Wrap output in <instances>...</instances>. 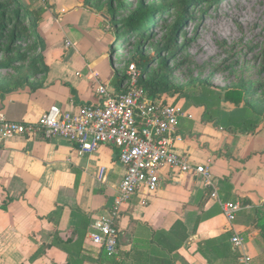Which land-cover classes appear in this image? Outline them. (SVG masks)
Here are the masks:
<instances>
[{
	"label": "crops",
	"instance_id": "crops-1",
	"mask_svg": "<svg viewBox=\"0 0 264 264\" xmlns=\"http://www.w3.org/2000/svg\"><path fill=\"white\" fill-rule=\"evenodd\" d=\"M41 1L34 33L47 69L34 87L9 88L0 80V113L10 122L35 123L51 106L77 115L96 100L94 80L112 93L121 90L109 51L115 38L107 39L102 11L85 0ZM181 108L177 150L209 167L211 185L193 174L163 172L155 193L139 194L115 219L114 257L90 233L124 175L116 148L80 155L59 137L0 144V264H239L241 255L264 264V240L255 228L264 218V122L250 132L228 129L201 107ZM227 202L241 207L232 223L222 213ZM233 234L243 240L239 251L230 243Z\"/></svg>",
	"mask_w": 264,
	"mask_h": 264
},
{
	"label": "rangeland",
	"instance_id": "rangeland-1",
	"mask_svg": "<svg viewBox=\"0 0 264 264\" xmlns=\"http://www.w3.org/2000/svg\"><path fill=\"white\" fill-rule=\"evenodd\" d=\"M11 1L0 0V3ZM17 1L29 12H36L42 4L41 0ZM92 1L94 8L105 1L103 5L101 3V11L109 20L107 39L110 36L115 38L109 48L112 55L110 58L119 72H125L126 65L134 54L131 46L134 42L125 46L117 44L115 19L119 21L134 12L140 2L158 7L172 3L156 15V25L151 30L152 37L146 43L145 54L154 57V46L166 44L181 9L177 0H114V11L108 0ZM198 1L200 2H191L186 11L188 20L177 31L178 50L170 57L167 65L169 80L174 89L164 96L170 103L180 107L191 104L203 108L204 113L213 117L214 123L222 127L232 129L234 124L247 126L252 122L255 129L256 124L264 122V101L260 102L262 96L251 95L256 88L255 83L264 78L261 61L264 47V0ZM8 5L3 10L11 14L14 6ZM19 44L25 51L26 60L20 63L15 61L11 65L7 64L6 59L16 56L7 53L5 47H0V80L9 88H15L25 81L34 87L41 78L40 73L37 76L35 73L43 69L42 65L34 62L39 52H27L30 42ZM166 56L165 53L161 57ZM157 66L154 58L148 68L153 70ZM238 85H243L250 93L245 97L247 102L234 104L226 93Z\"/></svg>",
	"mask_w": 264,
	"mask_h": 264
},
{
	"label": "built area",
	"instance_id": "built-area-1",
	"mask_svg": "<svg viewBox=\"0 0 264 264\" xmlns=\"http://www.w3.org/2000/svg\"><path fill=\"white\" fill-rule=\"evenodd\" d=\"M140 75L136 65L130 64L117 93L94 80L95 102L81 107L74 116L51 106L35 123H15L0 113V144L16 137H59L75 145L80 155H91L102 145L118 150V160L124 167L123 178L115 189L109 212L91 224L90 233L92 243L108 257L116 256L119 251L115 219L139 194L155 193L163 172L179 176L193 174L211 185L209 167L193 165L187 155L177 150V144L182 141L178 126L184 116L183 109L162 96L152 97L138 84ZM147 201L145 198L140 202ZM240 209L237 202L222 205V213L230 223L235 221ZM230 243L235 251L244 244L238 234L231 236ZM238 262L252 264L245 255Z\"/></svg>",
	"mask_w": 264,
	"mask_h": 264
},
{
	"label": "trees",
	"instance_id": "trees-1",
	"mask_svg": "<svg viewBox=\"0 0 264 264\" xmlns=\"http://www.w3.org/2000/svg\"><path fill=\"white\" fill-rule=\"evenodd\" d=\"M85 1L87 5H92L93 3L92 0ZM202 1L215 2L218 0ZM104 2L105 1L101 2L102 5L104 4ZM177 2L181 6V9L178 11L179 13L177 15L178 20L172 31L169 33V39L167 40L166 44L162 43L161 45L154 46V57H150L149 55L145 54V47L147 45L146 43L150 42V39L152 37L151 30L156 25V15L166 10L172 3H167L165 6L158 7L156 5H145L143 2H140L138 8L134 12H131L130 14L124 16L121 20L117 21L114 18L116 21L117 29V44L125 46L130 45L131 41L134 42V44L131 45L133 47L134 54L131 60L127 63L126 69L130 64L136 65L141 73L138 84L144 87L152 97L162 96L166 99L164 94L173 92L174 86L169 80V72L167 70L168 60L170 59V57H173L178 50V47L176 45V35L180 26L183 25L186 20H188V16L186 13L188 7L191 5V2L198 3L200 1L177 0ZM101 3L100 6L98 5L95 8L98 9L99 12L102 7ZM7 4H12V6H14L11 10V14L3 10V8H5ZM108 4L114 11V0H108ZM39 13L40 12L26 11L17 0H12L11 3H0V47H5V51L7 53H11L16 56L15 58L6 59V62L8 65H11L15 61L19 63L25 62V51L19 43L21 42L23 44H27V42H30L29 51L27 52L34 54L36 52H39V55H37L34 62L39 63L43 66L41 72L35 73V76H37L39 73L41 74L42 72H45L47 69V67L43 65V45L37 41L34 33V31L37 30V22L40 16ZM151 46L153 47L152 44ZM165 53L167 54V56L161 57L162 55H165ZM154 58L157 60L158 66L156 69L149 70L148 65L153 61ZM261 61L263 65L262 71L264 72V47L261 52ZM116 75L119 79L117 85V87H119L126 78L125 72L117 71ZM26 83L29 84L28 81H25L22 84ZM22 84H18V86ZM255 85L256 88L255 90H253L251 95H261L262 99H260V102H262V100L264 101V78L258 80ZM248 93H250V91L245 89L243 85H238L237 87H234L232 91L227 92L226 96L231 101V103L240 104L246 101L245 97ZM254 126V123L249 122L247 126H244L242 124H234L233 128L242 131H248L250 130V127L253 130ZM255 228L259 231L260 236L264 240L263 217H258Z\"/></svg>",
	"mask_w": 264,
	"mask_h": 264
},
{
	"label": "water",
	"instance_id": "water-1",
	"mask_svg": "<svg viewBox=\"0 0 264 264\" xmlns=\"http://www.w3.org/2000/svg\"><path fill=\"white\" fill-rule=\"evenodd\" d=\"M111 56H112V55H110V57H111ZM117 82H118V79H117V78L113 79V81H112V83H111V86H115Z\"/></svg>",
	"mask_w": 264,
	"mask_h": 264
}]
</instances>
